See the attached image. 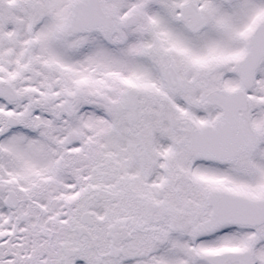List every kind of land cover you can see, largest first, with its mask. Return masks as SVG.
Segmentation results:
<instances>
[{
    "label": "snow or ice",
    "instance_id": "obj_1",
    "mask_svg": "<svg viewBox=\"0 0 264 264\" xmlns=\"http://www.w3.org/2000/svg\"><path fill=\"white\" fill-rule=\"evenodd\" d=\"M0 264H264V0H0Z\"/></svg>",
    "mask_w": 264,
    "mask_h": 264
}]
</instances>
